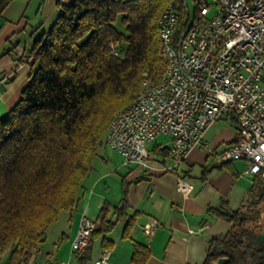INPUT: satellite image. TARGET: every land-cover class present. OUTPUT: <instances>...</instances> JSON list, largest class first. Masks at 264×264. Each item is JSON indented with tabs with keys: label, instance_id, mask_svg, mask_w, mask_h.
I'll list each match as a JSON object with an SVG mask.
<instances>
[{
	"label": "trees",
	"instance_id": "1",
	"mask_svg": "<svg viewBox=\"0 0 264 264\" xmlns=\"http://www.w3.org/2000/svg\"><path fill=\"white\" fill-rule=\"evenodd\" d=\"M12 1L0 0V26ZM171 1L185 12L183 0L58 4L51 29L35 40L27 54L32 59L30 79L19 101L0 117V256L9 252L7 264H28L58 215L78 207L93 161L107 145L115 113L137 97L143 73L155 82L163 77L157 26ZM119 19L125 31L117 29ZM122 184L121 204H104L94 218L92 240L103 235L106 249L113 244L107 234L119 221L126 219L127 237L139 218L137 211L129 214L125 176ZM263 203L264 179L255 176L240 208L231 210L223 200L206 209L232 228L210 240L203 264L221 257L228 258L225 264H264ZM92 240L79 252L78 264L90 260ZM134 246L133 264H145L150 250L142 243Z\"/></svg>",
	"mask_w": 264,
	"mask_h": 264
},
{
	"label": "crops",
	"instance_id": "2",
	"mask_svg": "<svg viewBox=\"0 0 264 264\" xmlns=\"http://www.w3.org/2000/svg\"><path fill=\"white\" fill-rule=\"evenodd\" d=\"M73 0H13L3 12L0 26V117L19 101L31 75V57L27 56L35 40L51 29L59 12L58 4ZM238 123L233 116L221 117L206 130L200 146L178 166L172 159L170 135H160L149 145L151 157L146 168L127 164L122 155L105 145L94 160L93 169L84 182L78 207L61 212L60 235L48 249L45 241L33 250L28 264H45L49 255L78 264L79 253L72 250L81 215L97 217L104 204L119 206L122 200V177L130 183L129 214L139 213L130 235L123 237L126 219L119 221L107 237L113 241L109 264H133L135 243L150 250L145 264H203L212 238L226 235L232 223L208 214L206 209L223 200L237 210L248 199L255 176L245 174L244 159L221 162L218 154L238 137ZM162 138V140H159ZM185 177L194 188L184 196L177 188ZM64 214V215H63ZM116 218H114L115 220ZM159 224L150 237L143 225L150 220ZM103 235L92 240L91 258L99 259L104 248ZM8 256L0 264H7ZM25 264V263H21Z\"/></svg>",
	"mask_w": 264,
	"mask_h": 264
},
{
	"label": "built area",
	"instance_id": "3",
	"mask_svg": "<svg viewBox=\"0 0 264 264\" xmlns=\"http://www.w3.org/2000/svg\"><path fill=\"white\" fill-rule=\"evenodd\" d=\"M183 0L185 12L169 2L158 19L159 44L165 72L159 81L143 73L137 97L110 121L107 145L127 164L146 168L149 145L170 135L175 165L200 146L206 130L221 117L233 116L238 137L218 154L228 162L244 159L245 174L264 179V0ZM114 53L117 51L114 49ZM177 188L190 196L194 185L179 177ZM159 222L143 225L150 237ZM97 222L81 215L72 250L91 244ZM104 249L92 264H109ZM45 264H72L49 255Z\"/></svg>",
	"mask_w": 264,
	"mask_h": 264
},
{
	"label": "rangeland",
	"instance_id": "4",
	"mask_svg": "<svg viewBox=\"0 0 264 264\" xmlns=\"http://www.w3.org/2000/svg\"><path fill=\"white\" fill-rule=\"evenodd\" d=\"M208 4L212 5L215 3V0H205ZM190 8L192 10H194L195 8V1L194 0H188ZM117 29H120L121 31H125V26L123 25V23L121 22V20L119 19L117 21L116 24ZM159 140H162V138H160ZM264 204V203H263ZM64 215V214H63ZM63 218L62 216L54 221L47 229H46V233H45V239L46 241L45 243V247L48 249H51L55 243H53L54 241L57 240L58 236L60 235V228L63 227ZM9 254V252L4 253L3 255L0 256V261H4L5 257H7V255Z\"/></svg>",
	"mask_w": 264,
	"mask_h": 264
},
{
	"label": "water",
	"instance_id": "5",
	"mask_svg": "<svg viewBox=\"0 0 264 264\" xmlns=\"http://www.w3.org/2000/svg\"><path fill=\"white\" fill-rule=\"evenodd\" d=\"M227 260H228L227 257H221L216 262H214V264H225L224 262L227 261Z\"/></svg>",
	"mask_w": 264,
	"mask_h": 264
}]
</instances>
